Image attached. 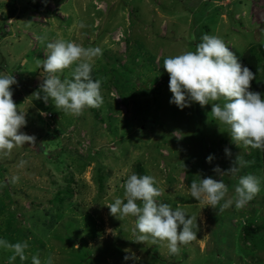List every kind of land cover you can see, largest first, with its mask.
<instances>
[{
    "label": "rangeland",
    "instance_id": "374dc122",
    "mask_svg": "<svg viewBox=\"0 0 264 264\" xmlns=\"http://www.w3.org/2000/svg\"><path fill=\"white\" fill-rule=\"evenodd\" d=\"M205 33L240 60L264 44V0H0V72L16 77L12 99L27 120L21 131L36 138L0 157V238L28 244L23 261L0 247V264H32L33 255L42 264L49 256L54 264H133L125 249L139 257L135 264H264L261 150L234 143L211 103L169 102L164 59L194 51ZM58 39L102 49L92 69L102 81L100 107L74 115L33 97L47 75L36 60ZM74 67L58 75L71 79ZM250 84L264 95L261 69ZM236 156L247 163L227 172ZM132 173L154 176L158 202L197 217V238L176 254L167 241H133L135 217L110 214L107 204L126 202ZM246 174L259 179L260 191L237 209L234 189ZM200 176L222 179L232 205L219 211L191 197Z\"/></svg>",
    "mask_w": 264,
    "mask_h": 264
},
{
    "label": "clouds",
    "instance_id": "9594fccd",
    "mask_svg": "<svg viewBox=\"0 0 264 264\" xmlns=\"http://www.w3.org/2000/svg\"><path fill=\"white\" fill-rule=\"evenodd\" d=\"M45 38H41L43 41ZM49 50L46 58L36 60L37 67H42L47 74L39 85L40 91L33 92L36 99L48 103L51 99L57 110L79 115L85 107L98 108L103 104L102 81L93 79L94 58L102 55L99 46L84 47L79 43L58 39L46 44ZM75 64L71 79H61L58 73ZM169 73V90L172 93L169 102L183 109L191 102H198L201 107L211 103V113L219 124L227 125L230 137L237 145H244L264 150V95L251 90L250 82L255 73L243 65L236 53L220 37L203 34L194 51L168 56L163 62ZM14 75L0 72V157L8 156L14 148L35 144V136L21 131L27 124L26 111L21 110L12 99L11 85L16 84ZM223 98L224 103H216ZM43 114V113H42ZM225 153L231 155L228 148ZM213 155L206 157L211 162ZM21 165L25 162L21 161ZM247 162L236 156L227 172L236 174ZM215 171L222 175L217 166ZM201 177V176H200ZM18 176L11 178L16 182ZM124 197L116 198L107 204L110 214L123 220L135 217V242L152 243L157 239L167 241L171 254L179 251V245L187 244L197 238V217L189 215L180 207L173 208L165 202H158L156 197L162 190L152 175L132 173L124 183ZM235 207H244L260 191L259 179L252 175H240L235 189ZM228 186L222 179L210 176L193 180L190 196L206 206L224 211L232 205L231 199L225 200ZM139 201V203H137ZM221 201H224L221 203ZM182 226V227H181ZM0 247L11 249L12 259L19 257L26 260L27 242L10 243L0 238ZM124 260L139 259L130 249H125ZM32 264H42L41 259L33 255ZM44 264H54L51 256Z\"/></svg>",
    "mask_w": 264,
    "mask_h": 264
},
{
    "label": "trees",
    "instance_id": "16d2710c",
    "mask_svg": "<svg viewBox=\"0 0 264 264\" xmlns=\"http://www.w3.org/2000/svg\"><path fill=\"white\" fill-rule=\"evenodd\" d=\"M240 61L243 65H247L250 68V70H252L253 73H255V78H257L260 75V69L262 70V73L264 75V44L256 43L254 47H249L245 49L240 57ZM92 77L93 79H96L93 70H92ZM250 86H251V90L259 91L261 93L259 87L253 86L251 84ZM261 153L263 158V169H264V150H261ZM246 231L249 232L250 230H246Z\"/></svg>",
    "mask_w": 264,
    "mask_h": 264
}]
</instances>
